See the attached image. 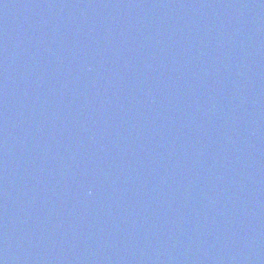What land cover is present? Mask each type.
I'll return each mask as SVG.
<instances>
[{"label": "water", "instance_id": "95a60500", "mask_svg": "<svg viewBox=\"0 0 264 264\" xmlns=\"http://www.w3.org/2000/svg\"><path fill=\"white\" fill-rule=\"evenodd\" d=\"M0 264H264V0H0Z\"/></svg>", "mask_w": 264, "mask_h": 264}]
</instances>
